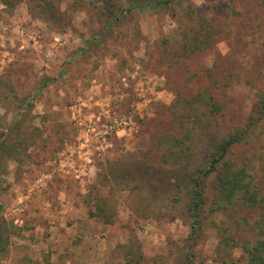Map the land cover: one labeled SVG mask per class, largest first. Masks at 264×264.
Instances as JSON below:
<instances>
[{
    "label": "rangeland",
    "instance_id": "1",
    "mask_svg": "<svg viewBox=\"0 0 264 264\" xmlns=\"http://www.w3.org/2000/svg\"><path fill=\"white\" fill-rule=\"evenodd\" d=\"M157 1L0 0V264H249L264 240V0ZM234 134L219 169L257 205L217 169L196 216Z\"/></svg>",
    "mask_w": 264,
    "mask_h": 264
},
{
    "label": "trees",
    "instance_id": "2",
    "mask_svg": "<svg viewBox=\"0 0 264 264\" xmlns=\"http://www.w3.org/2000/svg\"><path fill=\"white\" fill-rule=\"evenodd\" d=\"M166 1L161 0L152 4L151 7L165 4ZM238 134L231 135L228 139L223 140L216 149L212 152L211 160L209 161V168L206 171L200 170L202 177L193 178L195 182V190L191 193L192 202L190 205V211L196 216L200 212V207L204 203L203 192L207 185V179L211 174L217 171L218 175L215 178V188L222 194L229 202L234 200L237 196L244 198L247 202H251L252 205H257V194L251 191V175L246 168L234 169L230 164H225L222 171L219 166L226 156L229 148L239 141ZM177 144V142H176ZM175 155V154H174ZM101 211V210H100ZM103 211V210H102ZM101 213V212H100ZM111 219H107L109 222ZM264 240L259 241L253 250L249 252V264H264Z\"/></svg>",
    "mask_w": 264,
    "mask_h": 264
},
{
    "label": "crops",
    "instance_id": "3",
    "mask_svg": "<svg viewBox=\"0 0 264 264\" xmlns=\"http://www.w3.org/2000/svg\"><path fill=\"white\" fill-rule=\"evenodd\" d=\"M53 241L54 242H58L59 244H62V241H64L63 243H67L68 241H66L64 238H62V237H58V238H55V240L53 239ZM66 241V242H65ZM71 245H72V243H71ZM71 249V248H70ZM73 252L74 253H72V252H70L68 255H69V257L71 258V259H74V260H77L81 255H77V253H79L80 254V251H77L76 249H73Z\"/></svg>",
    "mask_w": 264,
    "mask_h": 264
}]
</instances>
